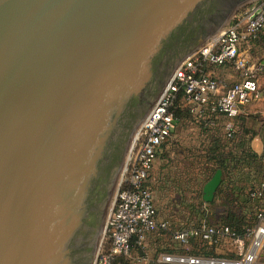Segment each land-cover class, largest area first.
<instances>
[{
    "label": "water",
    "instance_id": "water-1",
    "mask_svg": "<svg viewBox=\"0 0 264 264\" xmlns=\"http://www.w3.org/2000/svg\"><path fill=\"white\" fill-rule=\"evenodd\" d=\"M252 1L0 0V264H97L136 127Z\"/></svg>",
    "mask_w": 264,
    "mask_h": 264
},
{
    "label": "built area",
    "instance_id": "built-area-1",
    "mask_svg": "<svg viewBox=\"0 0 264 264\" xmlns=\"http://www.w3.org/2000/svg\"><path fill=\"white\" fill-rule=\"evenodd\" d=\"M251 4L181 60L148 116L136 127L117 177L97 264H122L121 258L130 256L134 236L142 244L149 233L169 228V222L158 217L149 182L162 145L176 130L173 106L179 92H184L192 112L210 118V124L217 118H226L227 130L234 128V118L248 105L264 101V60H254L248 47L264 33V0ZM224 67H230L237 76L228 86H223L219 75V69ZM248 195L253 200L257 223L248 229L250 241L241 248L240 257L164 254L161 260L178 264H264V177L248 188ZM236 236L229 226L202 223L177 231L174 240L185 247L191 237L210 245L231 240L235 247L243 246Z\"/></svg>",
    "mask_w": 264,
    "mask_h": 264
},
{
    "label": "rangeland",
    "instance_id": "rangeland-1",
    "mask_svg": "<svg viewBox=\"0 0 264 264\" xmlns=\"http://www.w3.org/2000/svg\"><path fill=\"white\" fill-rule=\"evenodd\" d=\"M252 2L242 6L238 12L251 6ZM262 41H264V39H262ZM252 56L254 60L264 57L263 43L260 47L254 49ZM219 75L221 76L223 86H228L237 79L236 74L230 67L220 68ZM256 103L258 102L252 104L254 105ZM262 108H264V105L261 107L254 106V108L251 106L249 108V115H247V118L245 119L246 121L243 125L251 127L254 130L252 136L250 133L246 134L245 138L249 140H243L241 138V131H243L241 127L236 129L233 137L225 138V136H223L224 139L222 140V143L225 144L224 150L230 152L231 155L236 157V159L229 163V168L225 174V187L228 185L232 187H240L239 189L242 193L239 192V194H242L243 197L247 194L248 188L262 177L260 170L261 167L258 166L261 164L260 162H264V113L261 110ZM199 119V117L188 115L178 120L175 132L162 150L159 151L160 153L156 158L154 167L151 171L150 183L155 195L158 216L161 220H167L169 225L171 224V219L175 222H179L181 219L186 220L184 219L186 217L187 220L192 221L189 222V224L197 222L196 217L188 211L189 208L186 209L184 207L185 205L182 204L183 195L187 198L186 203L190 204L197 201L200 190L201 194L203 193L204 182L202 179L205 178L204 173L208 174L206 169L207 167H212L213 164H205L206 159L201 155H203L204 149L208 146V141L212 133H217L216 136L219 137H221L219 134L220 132L225 133V129H222V125L226 124V118H220V126H218L219 130L215 129L210 134L204 132L201 124L202 122ZM258 145L262 146V152H260L261 150H256ZM244 150L252 151V153L254 152L256 155V158H253L252 160L253 165L247 164V161L243 158ZM197 176L201 178L197 180ZM115 187L116 182L105 208V220L114 196ZM211 202H214L212 206H209L208 204L203 205V209H206L207 212V221L212 223L219 222L221 221L220 218L225 213L226 208L222 205V201L220 196L217 195V192L214 200ZM243 202L244 204H248L246 198L243 199ZM101 234L99 235L97 242V244H100L96 257L97 262L99 251L102 249L105 241L104 236L102 235L101 237ZM225 243L223 242L215 245L214 247H217L215 253L220 257H234L235 254L227 249ZM176 244L178 243L172 240L170 233L168 232L161 233L160 235H148L141 250L137 251L132 249L130 256L127 257V259L124 258L125 263L150 264L161 262L162 255L170 254V252L174 250V247H176ZM208 247L207 243L193 242L190 248L203 253L204 251H207Z\"/></svg>",
    "mask_w": 264,
    "mask_h": 264
},
{
    "label": "trees",
    "instance_id": "trees-1",
    "mask_svg": "<svg viewBox=\"0 0 264 264\" xmlns=\"http://www.w3.org/2000/svg\"><path fill=\"white\" fill-rule=\"evenodd\" d=\"M262 39H264V33H261L256 39L252 40L251 43H254L255 46L259 45V42H262L264 44V41H262ZM258 60L263 61L264 57H262ZM173 110L175 113L176 122H178L179 119L184 118L188 115H193L194 117H199L200 118L199 120L202 122L201 123L202 128L204 129V132H206L207 134H210L215 129L219 130L218 129V126H220L219 125L220 124L219 119L223 118V117L217 118L214 120V124H210L209 123L210 118L205 119V118H203L197 114H194V112H192V110H191L189 103L186 102L183 91L179 92L178 99H177L175 105L173 106ZM247 115H249V114L242 113V114L236 116L234 118L235 126L232 130H227L225 125H222L223 127L222 126L221 127H222V129L223 128L225 129V133L220 132L219 134L221 137L216 136L217 133H212V135L210 136L209 141H208V146L204 149L203 155H201L202 157H205V159H206L205 164H207V163L213 164L212 167H207L206 171L208 172V174L204 173L205 178L202 179L204 184L215 174V172L218 169H222L223 174H224L222 183L217 190V195L220 196V199L222 201V205L226 208L225 213L220 218L221 221L215 222V223L207 221V218H208L207 212H206V209H203V205L208 204L209 206H212L214 204V202L205 203L202 200V194H201V190H200L199 195L197 197V201L195 203L187 204L186 203L187 198L184 195H183V201H182L183 202L182 204L185 205L184 207L186 209L189 208L188 211H190V213H192L196 217L197 222L189 224V222H192V221L187 220V217L184 218L186 220L181 219L179 222H175L173 219H171L170 220L171 224L169 225V228L164 229V230L163 229L159 230L158 232L160 234L164 233V232H168V233H170V237L172 238V240L174 242H176L174 240V234L177 231H181L183 229H189L191 227L199 226L202 223H209V224L217 225V226H229L230 229L232 230V232H234L235 235H237L236 237L239 240V242H243V246H240V244H239V246L235 247L234 245H232L231 240H229V241L223 240L224 243L226 242L225 244L227 245V249L230 252L235 254L234 257H226V258L234 259V258L240 257L241 248L246 247L247 243L249 242V240H248L249 238L246 235L247 231L249 228L256 225L257 218H256V215L254 212L253 200L249 197L248 191H247V194L243 197L242 194H239V192L242 193V191L239 189L240 187L239 188L234 187V186L232 187L229 185L225 187V185H226L225 174L229 168V163H230V161L236 159V157L234 155H231L230 152H227L224 150L225 144L222 143V140L224 139L223 136H225V138L233 137V135L236 132V129L237 128L239 129L240 127L243 129V131H241V138L243 140H249V139L245 138L246 134L250 133L252 136V134L254 133V130L251 127L243 126L245 121H246L245 119L247 118ZM212 119H214V117ZM204 132H202V133L206 134ZM167 142H165L162 145L160 150H162V148L165 146V144ZM159 153H158V155H159ZM243 153H244L243 158L247 161V164L253 165L252 160H253V158H256V155L254 154V152L252 153V151L250 152V151L244 150ZM158 155H157V157H158ZM260 163L261 164H259L258 166L261 167V169H260L261 174H262V177H264V162L262 161ZM153 167H154V165H153ZM150 177H151V174H150ZM199 178H201V177L197 176V180ZM199 181H201V180H199ZM149 184L151 186L150 182H149ZM244 198H246L248 204H244V202H243ZM157 212H158V210H157ZM249 213H251V214H249ZM193 242H200V241L197 240L196 238L191 237L189 239V246L188 247H185V246L179 244L178 242H176L178 244H176V247H174V250H172L170 252V254H177V255L192 254V255H200L203 257H220L219 255H217L215 253L216 252L215 247H214L215 245L208 244L209 247H208L207 251H204L202 253L200 251L192 250L190 248L191 244ZM143 244L144 243H142V244L138 243L137 237L134 236L132 238V241H131V251H132V249L140 251L141 248L143 247ZM130 254H131V252H130ZM124 258L127 259V257H122L121 263L127 264V263H125ZM150 264H178V263L161 261V262H155V263H150Z\"/></svg>",
    "mask_w": 264,
    "mask_h": 264
},
{
    "label": "crops",
    "instance_id": "crops-1",
    "mask_svg": "<svg viewBox=\"0 0 264 264\" xmlns=\"http://www.w3.org/2000/svg\"><path fill=\"white\" fill-rule=\"evenodd\" d=\"M262 44V42H259V45H256L255 46V44L254 43H251V44H249V53H250V55L252 56V54H253V51H254V49L256 48V47H260V45ZM253 49V50H252ZM252 58H253V56H252ZM222 69V68H221ZM262 105H264V102H258V103H256V104H250V105H248L246 108H245V110H244V112L243 113H246V114H248V112H249V108L251 107V106H253V108H254V106H257V107H261ZM249 107V108H248ZM251 110V109H250ZM262 111H263V113H264V108H262L261 109ZM256 148V147H255ZM262 149V146H260V145H258L257 146V148H256V150H261ZM260 152H262V150L260 151ZM153 234H157V235H159L160 233L158 232V231H154V232H152V233H149V235H153ZM217 247H215V249H216ZM162 261V260H161Z\"/></svg>",
    "mask_w": 264,
    "mask_h": 264
},
{
    "label": "bare ground",
    "instance_id": "bare-ground-1",
    "mask_svg": "<svg viewBox=\"0 0 264 264\" xmlns=\"http://www.w3.org/2000/svg\"><path fill=\"white\" fill-rule=\"evenodd\" d=\"M102 235H103V232H102V234H101V237H102ZM101 237H100V239H101ZM99 242H100V240H99ZM99 245H100V244H98V250H99ZM97 253H98V251H97Z\"/></svg>",
    "mask_w": 264,
    "mask_h": 264
},
{
    "label": "flooded vegetation",
    "instance_id": "flooded-vegetation-1",
    "mask_svg": "<svg viewBox=\"0 0 264 264\" xmlns=\"http://www.w3.org/2000/svg\"><path fill=\"white\" fill-rule=\"evenodd\" d=\"M116 156H117V153L114 154V157H115V158H116Z\"/></svg>",
    "mask_w": 264,
    "mask_h": 264
}]
</instances>
